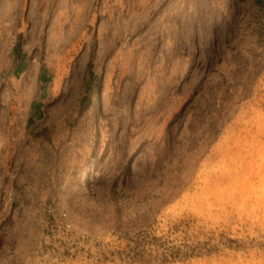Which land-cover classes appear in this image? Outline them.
Wrapping results in <instances>:
<instances>
[{
  "label": "rangeland",
  "instance_id": "374dc122",
  "mask_svg": "<svg viewBox=\"0 0 264 264\" xmlns=\"http://www.w3.org/2000/svg\"><path fill=\"white\" fill-rule=\"evenodd\" d=\"M0 264H264V0H0Z\"/></svg>",
  "mask_w": 264,
  "mask_h": 264
}]
</instances>
